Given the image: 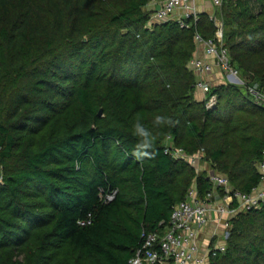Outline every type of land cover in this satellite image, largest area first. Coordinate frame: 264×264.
Wrapping results in <instances>:
<instances>
[{
  "label": "trees",
  "instance_id": "1",
  "mask_svg": "<svg viewBox=\"0 0 264 264\" xmlns=\"http://www.w3.org/2000/svg\"><path fill=\"white\" fill-rule=\"evenodd\" d=\"M162 1L0 0V264H130L194 184L213 188L165 153L168 136L234 190L261 185L264 105L225 83L215 108L196 98V35L218 27L208 13L151 23ZM217 8L232 65L264 93V0ZM136 119L154 158L133 155ZM225 245L209 264H264V206L234 216Z\"/></svg>",
  "mask_w": 264,
  "mask_h": 264
},
{
  "label": "built area",
  "instance_id": "2",
  "mask_svg": "<svg viewBox=\"0 0 264 264\" xmlns=\"http://www.w3.org/2000/svg\"><path fill=\"white\" fill-rule=\"evenodd\" d=\"M223 0H212L214 6L220 7ZM160 9L154 8L150 22H167L176 20L181 27L188 28L187 20L199 19V12L194 0H164L159 3ZM218 29L215 38L204 39L196 35V42L205 47L206 55L215 59L210 62L201 58H193L189 63L190 70L196 76V92L202 93L203 101L208 109L218 104V95L213 93L211 83L206 78L217 69L223 75L225 84L243 86L250 96L260 105H264V93L257 85L247 83L238 69L231 62L228 48L223 42V22L212 15ZM165 153L172 158L187 162L200 173L204 164V151L189 154L185 149L177 147L172 136H168L164 143ZM263 175L261 185L251 193L234 190L228 177L215 171L209 166L207 178L213 184L212 190L203 197L194 184L187 192L186 198L177 203L170 217L168 226L163 232L144 231L142 246L137 250L130 264H209L210 256L216 251H225V243L216 246L203 247L200 234L211 222L222 230V239L225 242L229 237L231 220L241 211H249L264 206V158L259 164ZM204 172V171H203ZM0 181L2 179L0 178ZM116 192L109 194L107 200H113ZM237 206H234V203Z\"/></svg>",
  "mask_w": 264,
  "mask_h": 264
},
{
  "label": "crops",
  "instance_id": "3",
  "mask_svg": "<svg viewBox=\"0 0 264 264\" xmlns=\"http://www.w3.org/2000/svg\"><path fill=\"white\" fill-rule=\"evenodd\" d=\"M158 5V2H152L147 6V9L151 11L154 8H157ZM194 5L199 13H208L210 15H214L213 13L216 10V6H214L212 0H194ZM196 57L210 61L212 63L215 60L206 55L205 47L202 44L197 45V49L193 58ZM206 79L210 81L212 87L225 82L222 73L217 69H215V71L211 73ZM195 94L198 100L202 101L204 99L202 93L196 92ZM262 185L264 186V182ZM221 234L222 230L216 225L215 222H211L208 227L200 234V242L204 248H207V246L211 245L216 246L224 244L225 242L223 241Z\"/></svg>",
  "mask_w": 264,
  "mask_h": 264
},
{
  "label": "clouds",
  "instance_id": "4",
  "mask_svg": "<svg viewBox=\"0 0 264 264\" xmlns=\"http://www.w3.org/2000/svg\"><path fill=\"white\" fill-rule=\"evenodd\" d=\"M171 123V118L163 115H157L154 120V124L157 126L169 125ZM133 130L134 135L140 138V142L133 150V155L137 160L144 158H154L156 153L151 151V149L153 148V145L156 141V137L152 135V133L140 122L139 119H136L134 122Z\"/></svg>",
  "mask_w": 264,
  "mask_h": 264
},
{
  "label": "rangeland",
  "instance_id": "5",
  "mask_svg": "<svg viewBox=\"0 0 264 264\" xmlns=\"http://www.w3.org/2000/svg\"><path fill=\"white\" fill-rule=\"evenodd\" d=\"M217 9H218V8L216 7V10L214 11L213 14L216 15V16L218 17V15H217ZM220 20H221V19H220ZM207 169H209V164H208V163H207V164H204V166H203V170L200 171V172H203V171H204V172L207 173V171H206Z\"/></svg>",
  "mask_w": 264,
  "mask_h": 264
},
{
  "label": "water",
  "instance_id": "6",
  "mask_svg": "<svg viewBox=\"0 0 264 264\" xmlns=\"http://www.w3.org/2000/svg\"><path fill=\"white\" fill-rule=\"evenodd\" d=\"M159 9H160V5L157 6V10H159ZM99 114L102 116L103 115V110H101Z\"/></svg>",
  "mask_w": 264,
  "mask_h": 264
}]
</instances>
